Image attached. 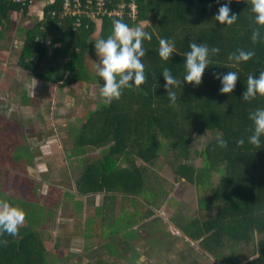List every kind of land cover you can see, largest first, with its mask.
I'll use <instances>...</instances> for the list:
<instances>
[{
	"label": "trees",
	"instance_id": "1",
	"mask_svg": "<svg viewBox=\"0 0 264 264\" xmlns=\"http://www.w3.org/2000/svg\"><path fill=\"white\" fill-rule=\"evenodd\" d=\"M31 2L0 0V40L12 29L9 13L25 17ZM137 2L136 19L126 17L123 22L152 34L151 41L143 43L146 79L138 88L123 89L119 100L111 104L100 100L88 111L85 122L71 129L81 168L75 186L81 194L123 192L156 205L155 198L153 202L147 199V194L152 197L156 193L146 187V164L154 163L166 150L173 152L179 160L173 170L177 179L195 185L198 192L197 213L186 223L175 222L179 230L197 242L199 252L214 260L213 264H264V138L259 148L247 143L252 130L249 114L264 108V96L242 100L248 76H258L264 70V39L257 43L251 39L259 27L253 22L251 0H232L231 13L238 18L230 26L214 20L226 0ZM62 12V0H54L44 6L42 19L30 27L17 28L24 36L18 66L50 83L98 82L99 78L88 72L86 58L94 49L93 36L106 38L113 19L105 17L96 23L81 17L82 25L77 27L76 17H62ZM260 31L264 36V27ZM162 38L175 45L167 61L158 55ZM192 42L220 50L211 57L199 86L183 82L184 54ZM238 49L254 51L255 55L237 64L228 57ZM164 68L181 82L173 89L175 104L164 88ZM228 71H236L239 78L232 93L221 94L222 85L215 76ZM205 132L216 134L199 151L202 165L198 167L189 163V147ZM218 134L227 140L226 149L217 146ZM241 139L245 140L243 145L238 143ZM89 147L100 148L101 157L87 160ZM214 173L219 174L217 183L211 181ZM6 202L15 204L13 200ZM29 208L19 212L27 227L20 230L17 239L0 238V264H52L36 229L40 209L32 203ZM150 213L149 209L143 215ZM117 241L128 244L119 237ZM246 244H252L249 252Z\"/></svg>",
	"mask_w": 264,
	"mask_h": 264
},
{
	"label": "rangeland",
	"instance_id": "2",
	"mask_svg": "<svg viewBox=\"0 0 264 264\" xmlns=\"http://www.w3.org/2000/svg\"><path fill=\"white\" fill-rule=\"evenodd\" d=\"M11 17L12 32L0 50V200H13L15 204L11 206L21 212L31 203L39 207L36 229L44 237L52 264H132L133 249L128 250V245L138 251L135 264H165L163 248L168 252L166 258L172 256L170 251L182 248L181 241L168 239V233L172 238L174 234L181 237L172 225L186 223L197 213V187L177 179L173 170L179 160L166 150L154 163L146 164V187L156 193L152 197L147 194V199L153 202L155 198L156 205L114 191L119 199L111 213L99 206L103 202L101 193L81 194L75 186L81 168L71 129L80 127L88 111L102 100L96 74L99 58L94 49L86 58L88 72L98 77V82L61 85L38 79L18 66L20 42L12 36L17 26L30 27L33 21L24 22L27 18L19 13ZM93 37L95 45L97 35ZM215 134L205 132L190 145L189 163L202 165L199 151ZM100 151L89 147L85 158H100ZM211 181L217 183L219 174L214 173ZM149 209L151 213L143 215ZM25 225L26 222L23 228ZM118 237L128 244L117 241ZM162 240L167 246L158 248ZM183 243V250L196 257L193 264H212L199 253L196 242ZM246 245L245 251L249 252L252 244Z\"/></svg>",
	"mask_w": 264,
	"mask_h": 264
},
{
	"label": "clouds",
	"instance_id": "3",
	"mask_svg": "<svg viewBox=\"0 0 264 264\" xmlns=\"http://www.w3.org/2000/svg\"><path fill=\"white\" fill-rule=\"evenodd\" d=\"M232 0H226L219 7L214 20L221 25H233L238 16L231 13L229 5ZM250 11L253 14V22L259 26L252 32L251 39L257 43L264 39L260 27H264V0H251ZM98 33V32H97ZM152 34L145 31L143 27H130L122 19L112 21L111 33L106 38L95 41L94 50L99 58L96 62V74L103 81L100 85L99 95L104 104H111L119 100L125 88H138L146 79L145 65L142 58L146 55L143 47L145 41H151ZM189 51L184 54V76L183 82L199 86L202 83V76L205 69L211 63V57L219 53V48H209L207 44L192 42L189 44ZM175 51L174 42L167 39L159 40L158 55L167 61ZM255 55L254 51L238 49L229 55L228 59L239 64L249 61ZM162 76L165 81L164 88L169 100L175 104L177 96L173 90L181 82L173 76L168 68H164ZM216 79L222 85L219 89L221 94L233 92L238 80L236 71H228L224 74H217ZM264 96V70L259 75H249L247 78L246 91L242 100L250 101L257 96ZM252 121L251 135L247 137V143L259 148L264 138V108H257L249 114ZM216 144L219 148L226 149L228 142L220 134L216 136ZM240 145L245 143L244 139L238 141ZM25 224L23 216L17 214L16 210L5 201L0 200V238L7 241L17 239L18 233Z\"/></svg>",
	"mask_w": 264,
	"mask_h": 264
},
{
	"label": "crops",
	"instance_id": "4",
	"mask_svg": "<svg viewBox=\"0 0 264 264\" xmlns=\"http://www.w3.org/2000/svg\"><path fill=\"white\" fill-rule=\"evenodd\" d=\"M48 3H51V1L50 0H32V2H31V4H30V6H29V10H28V14L25 16V18H27L24 22H26V23H30V22H32V24L36 21V20H40V19H42L43 18V9H44V6L46 5V4H48ZM13 13H15V14H18V13H16V12H10L9 13V16L11 15V14H13ZM12 17H14V16H12ZM12 17H11V20H12ZM11 23H12V21H11ZM18 27H21V26H17L16 28H15V30H14V32L12 33V36H14L16 39H15V41H17V42H20V46H18L20 49H21V47H22V43H23V39H24V36L20 33V34H18L17 33V28ZM24 27V26H23ZM2 27L0 26V29H1ZM11 32H12V29L11 30H8V31H5L4 33H3V37H2V39L0 40V50L2 49L3 50V48H5L4 47V44H3V42H5L4 41V39L5 38H8L7 37V35L9 36V35H11ZM21 36V37H20ZM19 40H18V39ZM21 38H23V39H21ZM6 51H8V49H6ZM5 51V52H6ZM99 193H101L102 194V200L101 201H103L102 203H100V205L99 206H101L103 209H105V210H107V211H109V212H113V207H114V205L115 206H117V201H118V199H119V197H118V195H115L113 192H98V193H96V194H99ZM91 195H94V194H91ZM98 206V207H99ZM137 214V213H136ZM173 226V228L178 232L179 231V233L178 234H180L181 235V237L179 236V235H177V234H174V238H172V234L171 233H168V237H170V238H168V239H172V240H174V241H181L182 242V248H181V250H178V251H170L171 252V254H172V256L171 257H167L166 258V256H167V254H168V252H167V250H166V248H163L162 249V252H163V254L165 255V264L167 263V262H169L168 264H193V261H194V259H196V257L195 256H193L192 257V255L188 252V253H186L184 250H183V248H184V243H183V241L184 242H187V241H190V238L188 237V236H186L185 234H183L180 230H179V228L176 226V224H174V225H172ZM121 227L122 226H120V227H118L117 228V230H116V232H118L119 231V229H121ZM39 233H40V235H41V238H42V240H43V243H44V246H45V248H46V250H47V245L45 244V241H44V237H43V235L41 234V232L39 231ZM177 236V237H176ZM162 241H164L163 243H161L159 246H158V248H160V247H166L167 246V242L165 241V240H162ZM58 242H59V240H58ZM180 242V243H181ZM196 245H197V242H196ZM129 248L130 249H133V252H132V254H134L133 255V257H131V263L133 264H135V263H138V256H137V254H138V251L137 250H135L134 249V247H129L128 246V250H129ZM176 252H177V254H176ZM178 252H180V253H178ZM200 253V252H199ZM131 254V255H132ZM201 254V253H200ZM110 255V254H109ZM202 255V254H201ZM205 259L207 258L206 256H204V255H202ZM50 257H52L51 255H48V250H47V258H48V261L51 263V261H50ZM104 257V256H103ZM109 257H112V256H109ZM98 258V257H97ZM96 258V259H97ZM113 259H114V257H112ZM208 259H210L211 261H212V264L214 263V260H212L211 258H207V260ZM115 260H117V259H115ZM141 260V259H140ZM121 261H122V259L121 260H119L118 261V263H121ZM156 263L158 262V263H160L159 261H155ZM87 263H93V261L91 262V261H88ZM155 263V264H156ZM157 263V264H158ZM54 264V263H53ZM93 264H95V263H93ZM124 264H129V263H127V262H124Z\"/></svg>",
	"mask_w": 264,
	"mask_h": 264
},
{
	"label": "built area",
	"instance_id": "5",
	"mask_svg": "<svg viewBox=\"0 0 264 264\" xmlns=\"http://www.w3.org/2000/svg\"><path fill=\"white\" fill-rule=\"evenodd\" d=\"M62 8L60 16L76 17L74 25L77 27L82 25L81 17L100 23L105 17L134 20L139 13L137 0H62Z\"/></svg>",
	"mask_w": 264,
	"mask_h": 264
}]
</instances>
